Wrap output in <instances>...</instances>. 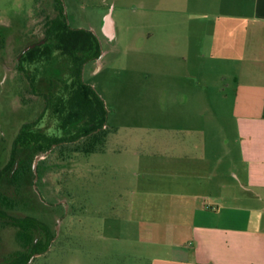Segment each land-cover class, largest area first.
<instances>
[{
	"label": "rangeland",
	"instance_id": "1",
	"mask_svg": "<svg viewBox=\"0 0 264 264\" xmlns=\"http://www.w3.org/2000/svg\"><path fill=\"white\" fill-rule=\"evenodd\" d=\"M221 1L245 4L249 0H62L68 25L90 30L100 41L102 57L85 64L83 78L105 101L111 129L105 152L75 153L65 160L50 153L39 161L37 176L33 170L21 188L13 190L11 197L19 203L11 215L35 217L56 233L48 250L34 255L28 264H151L152 258L161 252L155 239L162 237L156 232L158 223L190 224V218L171 219L167 214L169 210L184 209L182 198L170 195L173 191L181 192L180 189L173 190L167 182L181 181L185 174L190 176V169L186 170L190 160L183 159H190V114L199 118L198 126L205 131L215 129L213 116L219 115L233 157L238 158L232 87L221 90L218 74H211L212 78L208 83L204 81L203 86L192 87L203 80L193 63L203 49L198 48L203 27L207 21L215 24L224 20L222 14L230 10L226 7L224 12L220 11ZM36 2L0 0L3 165L9 161L23 125L42 115L40 129L53 131L54 121L46 112L45 96L57 91L61 80L70 75L67 59L59 55L51 62L26 65L24 74L17 72L20 54L32 42L44 38L46 21L56 16L54 0ZM110 11L114 39L107 38L103 31ZM240 21L227 19L220 29L222 34L213 33L211 28L204 41V54L209 57L214 42L222 38L232 37L229 42L235 36L243 39L245 23ZM189 36L196 43L195 50L192 42L188 47ZM176 38L181 39L180 47L173 43ZM160 73L169 74V79ZM145 78L154 87L161 81H170L172 85L177 81L186 89L185 95L181 93L178 101L164 102L161 92L145 90ZM28 79L35 80V87ZM204 99H210L211 105L206 106ZM183 142H189L188 148ZM150 147L158 148L160 154L149 152ZM19 157L24 158L25 154L19 153ZM143 184H148L146 189L151 194H142ZM9 189L5 175L0 191L6 193ZM236 189L228 190L226 203L235 204L234 198L242 196V204H247L246 192L243 190L241 195ZM142 198L146 207L141 204ZM20 250L16 229L0 228V264L16 262Z\"/></svg>",
	"mask_w": 264,
	"mask_h": 264
},
{
	"label": "crops",
	"instance_id": "2",
	"mask_svg": "<svg viewBox=\"0 0 264 264\" xmlns=\"http://www.w3.org/2000/svg\"><path fill=\"white\" fill-rule=\"evenodd\" d=\"M226 7L235 12L229 10L222 14L225 21L215 24L207 21L202 36L198 38H202L198 48L203 49L193 63L197 75L203 80L193 83L192 87H201L204 81L208 83L211 74H218L221 90L232 87L238 158L233 157L225 124L224 121L221 123L219 115L213 116L215 129L205 131L198 126L199 118L190 114V159L188 156L183 158L190 160V167L186 163L190 176L185 174L181 181L167 182L173 190L181 191H173L170 195L180 196L184 202L181 204L184 209L169 210L168 218H190V224L158 223L156 232L162 237L155 236V239L161 252L152 258L151 264H264V0H249L245 4L221 1L220 11L224 12ZM235 18L245 23L243 39L235 36L234 41L229 42L232 37L228 36L217 40L210 58L207 57L203 52L204 41L211 28L213 33L220 34L226 20ZM113 31L116 36L114 23ZM187 40L190 42L188 47L192 42L195 50L196 43L190 40V36ZM173 43L180 47L181 39H173ZM160 76L169 79V74L160 73ZM143 85L151 93L161 92L164 102L168 103L178 101L179 95H185L186 90L177 81L173 85L170 81H161L154 87L145 78ZM186 97L189 100L188 95ZM205 102L206 106L211 105L210 99H204ZM154 128L165 129L162 126ZM187 143L183 142L185 146ZM149 152L160 154L158 148H151ZM146 187L148 184H143L142 194H151ZM237 187L241 195L243 190L246 192L247 204H242V196L234 198L235 204L226 203L228 190L236 192ZM143 200H140L142 205L146 203ZM159 217L162 218V214L159 213Z\"/></svg>",
	"mask_w": 264,
	"mask_h": 264
},
{
	"label": "trees",
	"instance_id": "3",
	"mask_svg": "<svg viewBox=\"0 0 264 264\" xmlns=\"http://www.w3.org/2000/svg\"><path fill=\"white\" fill-rule=\"evenodd\" d=\"M54 1L56 16L48 18L45 23L47 42L21 57V64L51 62L56 55L68 61L69 77L61 80L57 91H51L45 96L46 112L51 114L54 121L53 131L40 129L42 115L37 121L23 125L9 161L5 165L0 164V183L7 175L10 187L6 193L0 191V228H15L21 246L20 256L13 264H28L35 254L48 250L52 239L49 226L39 219L11 215L19 203L11 194L15 189L18 191L23 181L33 173L35 158L50 150L62 160L75 153L105 152L111 129L105 101L83 78L85 64L97 60L101 55L100 41L90 30L71 28L62 1ZM19 153L25 154V157L20 158ZM40 233L44 236L38 239L39 244H35Z\"/></svg>",
	"mask_w": 264,
	"mask_h": 264
},
{
	"label": "flooded vegetation",
	"instance_id": "4",
	"mask_svg": "<svg viewBox=\"0 0 264 264\" xmlns=\"http://www.w3.org/2000/svg\"><path fill=\"white\" fill-rule=\"evenodd\" d=\"M62 1V0H61ZM63 3V2H62ZM47 42V37H46V35L44 36V38L43 39H41L40 41H34V42H32L31 43V45H30V47H28V49L27 50H25L24 52H22L21 54H20V56L18 57V60H17V72H21V74H24L26 71H25V66L27 65V66H33V65H35V63H27V64H21V57H22V55L24 54V53H26V52H28V51H30V50H32V49H34L35 47H37V46H42V45H44L45 43ZM33 46V47H32ZM102 55V54H101ZM101 55H100V57H101ZM99 57V58H100ZM98 58V59H99ZM97 59V60H98ZM97 60H94V61H91V62H95V61H97ZM38 64H40V63H38ZM37 65V64H36ZM32 79H34V78H32ZM29 81H28V83L31 85V87H35V83H34V81L35 80H30V79H28ZM50 233H51V243L55 240V238H56V233L53 231V230H50ZM42 236L40 235H38L37 236V240H35V244L37 243V244H39L38 243V239L39 238H41ZM35 255H40V254H35Z\"/></svg>",
	"mask_w": 264,
	"mask_h": 264
},
{
	"label": "water",
	"instance_id": "5",
	"mask_svg": "<svg viewBox=\"0 0 264 264\" xmlns=\"http://www.w3.org/2000/svg\"><path fill=\"white\" fill-rule=\"evenodd\" d=\"M113 18H112V13L111 11L106 15V18L104 20V34L109 38V39H114L115 35H114V31H113ZM94 33V32H93ZM33 47V46H32ZM27 50V49H26ZM102 57V55H101ZM101 57L99 59H101ZM98 59V60H99ZM52 152V150L48 151L45 154H41L39 156H37L34 160L33 163V170L35 172V175L37 176V168H38V164L39 161L41 159L46 158L50 153Z\"/></svg>",
	"mask_w": 264,
	"mask_h": 264
}]
</instances>
